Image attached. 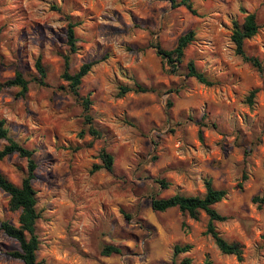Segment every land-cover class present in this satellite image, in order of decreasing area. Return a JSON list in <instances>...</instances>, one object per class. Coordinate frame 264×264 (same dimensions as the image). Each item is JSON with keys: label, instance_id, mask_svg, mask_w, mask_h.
I'll use <instances>...</instances> for the list:
<instances>
[{"label": "rangeland", "instance_id": "obj_1", "mask_svg": "<svg viewBox=\"0 0 264 264\" xmlns=\"http://www.w3.org/2000/svg\"><path fill=\"white\" fill-rule=\"evenodd\" d=\"M193 7L197 14L170 0H0V81L16 70L36 76L38 56L47 70L46 84L32 81L25 96L17 87L0 91L8 134L34 151L37 164L38 260L172 264L188 256L191 264H264V72L236 55L230 39L232 20L255 13L258 32L244 47L264 59V0H193ZM67 15L77 22L74 53ZM190 29L195 40L173 69L151 43L171 49ZM64 54L71 71L99 60L79 88L92 99L99 138L79 135L82 107L60 77ZM191 59L217 84L188 76ZM136 83L155 90L118 95ZM251 89L257 91L249 104ZM101 148L113 155V169L91 172ZM0 173L19 185L27 161L7 155ZM208 178L227 191L215 208L228 218L215 224L225 239L243 245L242 260L217 248L205 232L204 211L193 218L176 207L151 208L152 196L203 195ZM8 198L0 191V222L16 224ZM107 244L121 251L102 255ZM176 244L191 247L174 256ZM16 248L0 229V264H21L9 254Z\"/></svg>", "mask_w": 264, "mask_h": 264}, {"label": "trees", "instance_id": "obj_2", "mask_svg": "<svg viewBox=\"0 0 264 264\" xmlns=\"http://www.w3.org/2000/svg\"><path fill=\"white\" fill-rule=\"evenodd\" d=\"M171 4L176 7L183 5L192 14H197L196 9L193 7V0H170ZM57 8V7H55ZM66 38L69 52L74 53L76 47V33L74 22L70 15H67ZM259 25L256 20V15L253 12H247L242 22L232 20V29L230 39L234 45V52L239 55L242 60L250 63L259 73L264 72V59L260 60L258 57L250 56L246 53L244 43L246 39L251 38L258 32ZM195 31L190 29L181 34L171 49H164L159 44L152 46L156 47L158 55L166 63L172 65L173 69L178 63L184 62L185 50L189 44L195 40ZM70 54H64V68L60 75L61 79L66 82V90L71 93L80 102L82 107V116L84 127L81 129L79 135L83 136L88 133L93 138L101 136L100 130L94 125L93 117L91 115L92 99L89 94L80 95L79 88L83 77L91 70L92 66L99 60H90L82 63L77 70L71 71L69 66ZM34 66L37 75L32 78H27L21 71L16 70L12 78L0 81V91L9 88L17 87L19 96H25L32 81L39 85L46 84L47 70L42 62L40 56L35 60ZM187 75L194 77L198 82L213 86L217 84L215 79H211L207 74L199 70L194 60L186 62ZM155 89L140 83L134 86H121L118 95L121 96L128 91L138 93L151 92ZM257 89H251L246 95V101L249 104L253 103ZM168 106H171L169 101ZM12 153L24 157L27 161V173L21 179L19 185L9 180L3 173H0V191L8 194V208L11 211H18L17 223H12L8 220L0 222V229L9 237L15 239L18 243V248L10 251V255L14 258L21 260V264H47L44 260L37 259V250L39 248V238L36 231V222L39 218V212L36 208V191L33 187L32 180L35 177V169L37 164L34 160L32 149L23 146L20 142L13 139L8 134V129L5 121L0 118V161ZM100 163H94L91 167V172L99 169H106L112 171L114 164L113 155L105 148L99 151ZM164 186L167 184L164 179L159 181ZM205 192L203 195H184L173 194L168 197L158 198L152 196L150 205L153 210L165 211L169 208L176 207L182 213L188 214L190 217L197 218L201 211H204L208 216V222L205 232L209 234L216 244L217 248L224 254L234 255L238 260H242L243 245L238 241H229L225 239L216 228V222L225 221L228 217L221 214L216 208L215 204L225 198L227 191L223 188H216L213 186L211 179H205ZM257 197H255V200ZM262 198H260V201ZM191 246L174 245L173 255L176 256L181 252H186ZM121 248L117 245L107 244L102 250V255H110L111 253H119ZM166 264V263H165ZM172 264H191V259L188 256L183 257L178 262L173 261ZM202 264H218L213 260L206 259Z\"/></svg>", "mask_w": 264, "mask_h": 264}]
</instances>
